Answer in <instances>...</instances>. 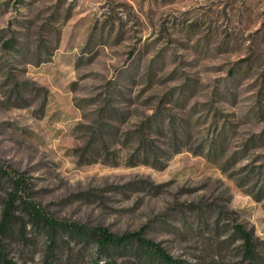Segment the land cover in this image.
I'll return each mask as SVG.
<instances>
[{"label":"rangeland","instance_id":"rangeland-1","mask_svg":"<svg viewBox=\"0 0 264 264\" xmlns=\"http://www.w3.org/2000/svg\"><path fill=\"white\" fill-rule=\"evenodd\" d=\"M16 179L67 224L264 264V0H0V222ZM2 243L18 264H166L21 199Z\"/></svg>","mask_w":264,"mask_h":264},{"label":"trees","instance_id":"trees-1","mask_svg":"<svg viewBox=\"0 0 264 264\" xmlns=\"http://www.w3.org/2000/svg\"><path fill=\"white\" fill-rule=\"evenodd\" d=\"M15 183L16 190L10 194L9 199L6 202L2 221L0 222V264H18L15 260L9 257V254L2 243V237L7 234L12 226L15 201L17 199L22 200L23 205L28 211L29 217L33 221H43L46 226L55 230L58 228H65L70 236L76 241L83 240L89 242L93 240L99 250L105 254L111 255L112 250H128L135 248L166 264H193L192 262L172 255L161 242L147 237L142 229L125 233H116L103 226L89 229L81 224L71 225L59 221L49 215L43 208L39 207L34 200L27 196L29 190L23 179H16ZM235 229L244 239L246 256L253 260L255 244L252 233L247 231L244 226L240 224L236 225Z\"/></svg>","mask_w":264,"mask_h":264}]
</instances>
